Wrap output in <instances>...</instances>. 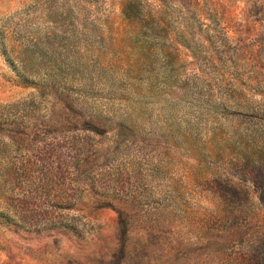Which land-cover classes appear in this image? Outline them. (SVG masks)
I'll return each instance as SVG.
<instances>
[{
    "label": "rangeland",
    "instance_id": "1",
    "mask_svg": "<svg viewBox=\"0 0 264 264\" xmlns=\"http://www.w3.org/2000/svg\"><path fill=\"white\" fill-rule=\"evenodd\" d=\"M264 0H0V264H264Z\"/></svg>",
    "mask_w": 264,
    "mask_h": 264
},
{
    "label": "trees",
    "instance_id": "2",
    "mask_svg": "<svg viewBox=\"0 0 264 264\" xmlns=\"http://www.w3.org/2000/svg\"><path fill=\"white\" fill-rule=\"evenodd\" d=\"M257 147H259L260 150H264V145L263 146L258 145Z\"/></svg>",
    "mask_w": 264,
    "mask_h": 264
}]
</instances>
